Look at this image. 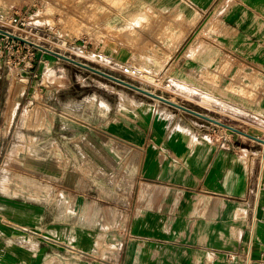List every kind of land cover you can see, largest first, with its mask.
<instances>
[{
  "label": "crops",
  "instance_id": "obj_1",
  "mask_svg": "<svg viewBox=\"0 0 264 264\" xmlns=\"http://www.w3.org/2000/svg\"><path fill=\"white\" fill-rule=\"evenodd\" d=\"M82 36L104 72L171 81L161 96L264 138V0H102ZM34 76L11 108L0 88V264H264L259 141L219 144L211 122L48 53Z\"/></svg>",
  "mask_w": 264,
  "mask_h": 264
},
{
  "label": "rangeland",
  "instance_id": "obj_2",
  "mask_svg": "<svg viewBox=\"0 0 264 264\" xmlns=\"http://www.w3.org/2000/svg\"><path fill=\"white\" fill-rule=\"evenodd\" d=\"M11 14L28 18V21L30 22V25L26 28V30L16 31L15 36L22 38V41L30 46L36 47L37 45V48L38 46H42L44 48H48L49 50L59 52L61 50L65 51L70 47L66 45L64 46V44L60 43L57 44L56 42L58 41L56 40V37L59 36V38H65L70 41H74L80 37L83 38L84 36L82 35L86 33L88 26L91 23L96 22L99 17L102 16V0H0V15L4 18ZM0 23L4 24L5 28L7 27L9 29V24H7L6 21L1 19ZM39 28L41 30H39ZM25 35L27 38L21 37ZM91 41L92 43L88 49L91 52H98L99 47L98 42H96V38L93 37ZM24 53L25 50L19 49L17 51L16 47L12 48L10 45L5 47L4 43L0 41V88L6 89L8 86H12V92L9 94L10 108L19 100V86L21 84L24 85L26 82L29 86L30 84L34 85L35 82L38 81V77L36 78L34 76L38 59H36L33 67L29 68L27 60L21 61V57ZM72 57L100 70H102V66L105 64V62L102 61L101 55L100 58H95L94 56L95 61L87 56L86 58H83L77 50H73ZM25 63L27 67H23ZM24 77H26L27 81L23 80ZM143 87L149 89L150 91L155 89L153 86L149 85H144ZM158 87L160 88L154 90L155 93L159 95H173L171 90H166L159 85ZM31 95H33V93ZM4 101V97L0 98L1 107H4ZM201 103L209 107L207 103ZM220 122L226 124L223 121ZM226 125L240 130L245 129V131L251 135L258 134L259 132L258 128H255L248 123H241L239 126L240 128L230 124ZM212 128L225 131L230 135L234 134V132L213 123L211 124L210 129ZM209 132L211 131L209 130ZM14 141L16 142V140ZM101 249L102 248H100V250ZM116 255H118V253H104V251H102V254L98 253V256H102V258L104 257L107 260L108 258H113Z\"/></svg>",
  "mask_w": 264,
  "mask_h": 264
},
{
  "label": "built area",
  "instance_id": "obj_3",
  "mask_svg": "<svg viewBox=\"0 0 264 264\" xmlns=\"http://www.w3.org/2000/svg\"><path fill=\"white\" fill-rule=\"evenodd\" d=\"M1 19H3L4 21L7 22V24H9V29L7 27L5 28V25L2 23H0V25H1L0 29L8 31L14 35H16L15 34L16 31L26 30V28L30 25L28 18L21 17L20 15H16V14H11V15H8L7 17H4V18H3V16L0 15V20ZM10 29H11V31H10ZM21 37L27 38L26 35L21 36ZM0 41H2L4 43L5 47L10 45V47H12V48L16 47L17 51L19 49L25 50V53L21 57V61L27 60L29 68L33 67V64L35 63L36 59L40 58L44 52L35 46H30L23 41L14 39V38H12L8 35H5L3 33H0ZM75 42H76V40L72 41L71 44H75ZM76 45H77L76 47L67 48L65 50V52H61V53L65 54L67 56H70L69 54H72L73 50H77L78 53L81 54V57H83V58L84 57L86 58V56L93 59V60H95V58H100V54L98 52H95V51L91 52L88 49V47L91 45V41L89 40L88 37H83V38L79 39V43L78 44L76 43ZM67 53H69V54H67ZM94 56H95V58H94ZM70 57H72V56H70ZM23 67H27L26 63ZM113 69L120 74V76L118 78L125 80L126 82H129V83L136 85L140 88L146 89L143 86L149 85V86H153L155 88L154 90H156V89L160 88V87H158V85H159L162 88H165L166 90L172 89V82L171 81L162 80L157 76L150 75L147 72L138 69L137 67L122 64V65H118V66L113 65ZM146 90L150 91L149 89H146ZM154 90L151 92L155 93ZM210 131H211L210 134L217 140V142L219 144H222L230 135V134L226 133L225 131H221V130L215 129V128L210 129ZM261 139L264 140V138H261ZM262 146L264 147V144H262Z\"/></svg>",
  "mask_w": 264,
  "mask_h": 264
},
{
  "label": "water",
  "instance_id": "obj_4",
  "mask_svg": "<svg viewBox=\"0 0 264 264\" xmlns=\"http://www.w3.org/2000/svg\"><path fill=\"white\" fill-rule=\"evenodd\" d=\"M0 32L3 33V34H5V35H8V36H10V37H12L14 39H17V40H21L22 41V39L19 38L18 36H15V35H12V34L3 32L1 29H0ZM36 47H37V45H36ZM38 48L40 50H42V51H44V52H46V53H48V54L56 57V58H58V59H61V60L66 61L68 63H71V64H73V65H75L77 67H80L82 69L88 70V71H90V72H92L94 74H97V75H99L101 77H104L106 79H109V80H111V81H113L115 83H118V84L123 85L125 87H128L130 89H133V90H135V91H137V92H139L141 94H144V95H146V96H148L150 98H153V99H156L158 101L164 102V103H166V104H168L170 106H173V107H175L177 109H180L182 111H185L187 113H190L192 115H195V116H197L199 118H202V119H204L206 121H209V122H211V123H213L215 125L224 127V128H226V129H228V130H230L232 132L244 134V135H246L248 137H251L253 139H256L260 143L264 144V140L261 139V138H257V137H254V136L250 135V134H246V133H244V132H242V131H240V130L232 127V126L226 125V124H224V123H222V122H220V121H218V120H216V119H214L212 117H209L207 115H204V114H202V113H200L198 111H195V110H193V109H191L189 107H186V106L181 105V104H179L177 102L171 101L168 98H165V97H163L161 95H158V94L153 93L151 91H148L146 89L140 88V87H138L136 85H133V84H131L129 82H126L125 80H122V79H120L118 77H115V76H113L111 74H108V73H106V72H104V71H102V70H100V69H98L96 67H93V66L88 65V64H86L84 62H81V61H79V60H77V59H75L73 57L67 56V55H65V54H63L61 52H56V51L49 50L48 48H44L42 46H38Z\"/></svg>",
  "mask_w": 264,
  "mask_h": 264
},
{
  "label": "bare ground",
  "instance_id": "obj_5",
  "mask_svg": "<svg viewBox=\"0 0 264 264\" xmlns=\"http://www.w3.org/2000/svg\"><path fill=\"white\" fill-rule=\"evenodd\" d=\"M3 32H6V33H9V32H7V31H4V30H2ZM1 33V32H0ZM9 34H11V33H9ZM13 35V34H12ZM20 38V37H19ZM22 39V38H21Z\"/></svg>",
  "mask_w": 264,
  "mask_h": 264
}]
</instances>
